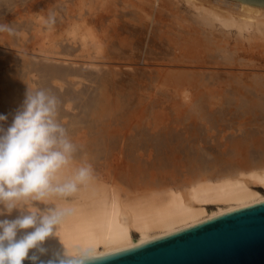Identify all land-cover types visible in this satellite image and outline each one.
Masks as SVG:
<instances>
[{
    "label": "bare ground",
    "instance_id": "obj_1",
    "mask_svg": "<svg viewBox=\"0 0 264 264\" xmlns=\"http://www.w3.org/2000/svg\"><path fill=\"white\" fill-rule=\"evenodd\" d=\"M76 1L73 6L61 2L66 6L59 8L53 0H0V25L11 29L0 32V48L12 50L10 57H0V114L8 117L0 121V128L11 123L27 93L44 91L55 98L54 119L75 145L68 164L54 174L52 186L74 180L85 164L92 165L93 176L78 182L77 191L70 195L49 190L39 200H26L32 205L18 202L11 214L0 208V219L33 209L39 214L59 209L63 215L44 242L47 251L36 253L47 261L78 247H91L95 257L103 256L264 202V139L249 141L246 136L236 144L242 154L263 142L261 149L241 155L242 164L216 153L208 161V148L200 146L207 131L227 115L238 119V128L260 125L264 75L254 74L248 84L232 74L220 79L216 71H167L166 66L148 72L146 66L147 71L133 67L137 61L235 67L242 60L248 61L243 65L256 66L250 64L256 62L253 59L227 49L226 43L230 38L241 44L264 41V8L228 0H169L164 5L157 4L160 0ZM179 3L187 8L182 13L170 9L175 21L190 22L199 36L170 34L165 19L157 14L160 7L168 4L176 9ZM57 27L58 38L51 35ZM27 30L32 42L26 38ZM114 60L130 62L128 72L122 65L112 66ZM147 85L157 88L148 90L154 95L144 93ZM168 93L183 103L176 104L175 114L157 118L155 108ZM150 94L153 98L147 105L143 97ZM215 105L221 113L211 111ZM75 109H80L78 114L69 113ZM111 158L116 161L115 171L111 170L114 163L108 164Z\"/></svg>",
    "mask_w": 264,
    "mask_h": 264
},
{
    "label": "clouds",
    "instance_id": "obj_2",
    "mask_svg": "<svg viewBox=\"0 0 264 264\" xmlns=\"http://www.w3.org/2000/svg\"><path fill=\"white\" fill-rule=\"evenodd\" d=\"M3 31L11 29L0 25ZM55 104V98L44 91L29 92L7 128H0V204L9 214L17 209L18 202L39 200L49 190L70 195L77 191L78 182L93 176L92 165L85 164L78 168L74 180L52 186L54 174L68 164L75 150V145L66 139V130L54 119ZM7 119L0 114V121ZM61 215L59 209H48L44 214L33 209L11 219H0V264H24L26 260L30 264H91L95 257L91 247H78L74 252L66 249L47 261L36 255L47 251L44 242L54 234Z\"/></svg>",
    "mask_w": 264,
    "mask_h": 264
},
{
    "label": "water",
    "instance_id": "obj_3",
    "mask_svg": "<svg viewBox=\"0 0 264 264\" xmlns=\"http://www.w3.org/2000/svg\"><path fill=\"white\" fill-rule=\"evenodd\" d=\"M228 1L264 8V0ZM91 264H264V202L94 257Z\"/></svg>",
    "mask_w": 264,
    "mask_h": 264
},
{
    "label": "rangeland",
    "instance_id": "obj_4",
    "mask_svg": "<svg viewBox=\"0 0 264 264\" xmlns=\"http://www.w3.org/2000/svg\"><path fill=\"white\" fill-rule=\"evenodd\" d=\"M55 1H56V6H58L59 8H62L63 7V5L64 6H66V5H70V6H73L77 1L76 0H65V1H63V0H53V3L55 4ZM59 1V2H58ZM70 1H75V3L73 2H70ZM160 1H162V2H160ZM160 1H158V3L157 4H159L160 5V3H161V5H164L165 3H169V0H160ZM61 2H65L66 3V5L65 4H63V3H61ZM69 2V3H68ZM62 4V5H61ZM171 6H173V5H171ZM176 6H178V8L176 7ZM174 7H176V9L175 8H169L168 7V4L166 5V7L163 9V8H161L160 7V9H159V13H157L158 15H160L163 19H165V23L167 24V26H169V29L171 30H169L168 32L170 33V34H172V35H174V34H176V35H174V36H176V37H184V36H188V39H189V37H191V35H193L194 37H196V36H199V35H194L195 33V31H194V29L195 28H193L194 26L193 25H191V23L190 22H188V21H186L187 22V25H186V22L184 21V23L185 24H183L182 25V22H180L179 20H177V21H175L176 19V15L174 14V13H172V12H170L171 10L172 11H182V10H186V6L184 5V4H182V3H179L178 5H174ZM171 9V10H170ZM167 10V11H166ZM43 12L44 11H47L46 9H44V10H42ZM158 11V10H157ZM39 12H41V11H39ZM182 13V12H181ZM185 13V12H184ZM174 15V16H172V15ZM186 15L188 14L189 15V13H185ZM165 16V17H164ZM183 16V15H182ZM188 17V16H187ZM179 21V22H178ZM174 22H176L175 24H174ZM56 24H58V21H56L55 22ZM190 23V24H189ZM173 25V26H172ZM176 25H179V27H178V29H177V27H176ZM184 25H185V28H184ZM191 25V26H190ZM57 26V25H56ZM182 26H183V28H182ZM187 26H190L189 28H187ZM171 27V28H170ZM192 27V28H191ZM187 28V29H186ZM182 29H184L185 31H183ZM59 28L57 27V29L56 28H54L53 30H52V34L51 35H53V33H54V36L53 37H57L60 33H59ZM28 31V30H27ZM167 31V30H166ZM172 31H174V33H172ZM176 31H178V32H176ZM185 32V33H184ZM187 32H189V33H187ZM59 33V34H58ZM179 33V34H178ZM186 33H187V35H186ZM30 31H28V34H27V37L26 38H30L29 40H30V42H32V40H31V36H30ZM57 34V35H56ZM185 34V35H184ZM190 34V35H189ZM215 34H218V32H216ZM178 35H180V36H178ZM182 35V36H181ZM29 36V37H28ZM59 37V36H58ZM57 37V38H58ZM220 39H221V37H220ZM258 40V39H257ZM257 40H255V41H257ZM224 41V40H223ZM234 39L232 38H230V41H227L228 43H226L227 45V49H229L230 51H235L236 50V52H238V55L239 56H241L243 59L245 58V59H248V58H250V59H253L254 61H256V62H250V64L252 63V65L255 63L256 64V66H246V65H243V64H245V63H247L248 61L246 60V62H244L243 60L241 61V62H238V64L237 65H234L235 67H229V66H225V65H214V64H210V66H209V63H206L205 64V66H204V64H202L203 66H201L200 64H192V65H190L189 66V64L186 66L185 65V67L182 65V64H177L176 63V65L178 66H176L175 64H171V63H165V62H163V63H161V62H153V64H145V63H142L141 61H137L136 63H138V64H136V63H134L133 64V67H137V66H139L140 68L143 66V70L144 71H147L148 70V72H149V70H150V72H151V70H163V68H167V71L169 70V69H173V70H186L187 68V70H189V71H195V72H199L200 73V71H204V73H214L215 71V73H218V75H220V79H225V78H228V76H230L231 74L232 75H237V76H239L240 78H241V80H243L244 82H247L248 84H251V83H253L252 82V79H253V75L254 74H256L257 73V75L259 74V76H261V75H264V44H263V40H262V42H260L261 40H258V42L256 43L254 40L251 42H247V43H245L246 41H243L242 42V44L244 45V47H243V45L241 44V43H238V42H236V43H234ZM255 42V43H254ZM260 43V44H259ZM234 44V46L235 45H237L238 47H237V49H235L234 48V46L232 47L231 45H233ZM183 45H184V47H187L186 49H188L189 47L188 46H186L185 45V43L183 42ZM221 45H223V44H221ZM240 45V46H239ZM260 45V46H259ZM30 46V45H29ZM223 46H225V44L223 45ZM242 46V47H241ZM251 46V47H250ZM13 48H15L16 50L18 49V48H16L15 46H13ZM32 47H30L29 49H31ZM165 48V47H164ZM212 48V47H211ZM14 49V50H15ZM228 50V51H229ZM8 51H10V52H12V50H9V47H5V48H0V57H3V58H5V57H10L11 56V54H10V52H8ZM208 51H210V50H208ZM213 51V50H212ZM14 52V51H13ZM191 52H192V49H191ZM207 53H209V52H207ZM214 53V52H213ZM217 53V52H216ZM215 53V55H217V56H219L220 55V53H219V55H218V53L216 54ZM191 55H195V54H191ZM190 55V56H191ZM13 57H18V55L17 54H14L13 55ZM221 59V57L219 58V60ZM97 60H93V62H96ZM207 61H211L209 58H208V60ZM114 64L112 65V66H116V69L118 68V69H123V71H125L126 69H128L129 70V68H128V66H129V64H130V62L128 63V64H126L125 62H127L126 60L125 61H116V60H114V61H112ZM117 63V64H116ZM161 63V64H160ZM239 63H242V64H239ZM260 63H261V65L262 66H260ZM145 64V65H144ZM154 64H156V65H154ZM166 64H168V65H166ZM122 65V67H120ZM126 65H128V66H126ZM150 65V66H149ZM161 65H163V66H161ZM172 65L174 66V67H172ZM181 65V66H180ZM199 65H200V67H199ZM213 65V66H212ZM146 66V67H145ZM157 66V67H156ZM167 66V67H166ZM182 66L184 67V68H182ZM215 66V67H214ZM120 67V68H119ZM127 67V68H126ZM130 67H132V65L130 66ZM139 67H137V68H139ZM144 67H145V69H147V70H145L144 69ZM148 67H150L149 69H148ZM172 67V68H171ZM177 67V68H176ZM192 67V68H191ZM202 67V68H201ZM207 67V68H206ZM217 67V68H216ZM220 67V68H219ZM154 68V69H153ZM203 68H204V70H203ZM209 68V69H208ZM195 69V70H194ZM128 70H126L127 72H128ZM170 70V71H171ZM172 70V71H173ZM197 70H200V71H197ZM125 71V72H126ZM164 71H165V69H164ZM206 71V72H205ZM147 72V73H148ZM201 72V73H202ZM221 72H223V73H221ZM253 72V73H252ZM207 73V74H208ZM222 74V75H221ZM255 76V75H254ZM221 77H223V78H221ZM87 84V83H86ZM148 87L146 88L147 89V91H144V93L146 92H148V90L149 91H153V90H150V88L151 89H157L155 86H153V88L150 86L149 87V85H147ZM234 86V85H233ZM149 88V89H148ZM154 89V91L153 92H155L156 90ZM169 90H172V88L171 87H169ZM153 92H148V94L149 93H153ZM243 92H246V91H244L243 90ZM147 94V95H148ZM171 94L172 93H168V96L166 97V98H163V100H162V102L159 104V106H157L156 108H155V111H154V109L152 110V111H154V113H155V115L157 114V118L160 116V118L162 119V116L163 117H166L167 116V114H169V115H171V114H175V112H176V109H178L177 107H176V104H178V105H180L181 103H183V100L180 98V97H177V98H173V96H171ZM247 95L249 94V93H246ZM144 95H146V94H144ZM143 95V96H144ZM151 95V96H150ZM147 98H146V96L145 97H143V99L144 100H148V99H150V100H152L151 98H153V96H152V94H150ZM153 95H154V93H153ZM250 95V94H249ZM151 97V98H150ZM135 98V97H134ZM150 100H148V101H145V102H143V103H145V104H147L148 105V103L150 104ZM145 104H143L144 106H145ZM143 106V107H144ZM226 109H228V106H226L225 107ZM142 109V108H141ZM220 106L219 105H215V106H213V108H211V111H213L214 113H216V114H219V113H221L220 112ZM181 110H183V109H181ZM229 110V109H228ZM79 111H80V109H75L74 111H69V113L70 114H78L79 113ZM218 112V113H217ZM228 113H229V111H227ZM158 114H160L159 116H158ZM153 116V115H152ZM229 116V117H228ZM156 117V116H155ZM226 118H227V120L229 121H227L226 120ZM225 119H223V120H219L216 124H215V126H214V128H213V130L211 131H207V134H205V135H207V136H205V139H206V142H204V144H202V143H200L201 145L200 146H202V147H205V148H208L207 150H206V152H205V156H206V159L208 160V161H211V160H213V159H215V153L216 154H219L222 158H224L225 160H232L233 162H235V163H237V164H242V162L244 161H242V159H244V157L243 156H241L242 154H244L245 155V153L247 152V153H249L250 151H252V150H254L255 148H256V150L257 149H261L262 147V144H263V142L262 143H259V144H256L257 146H249L248 148H247V150H246V152H242V154H241V152L239 151V148L236 146V144L238 145V143H241L242 141H244V139L246 138V136H248V140L249 141H257V140H261V139H264V118H262V117H260V119H258V121L257 122H261L260 123V125H262V127L258 124V126L257 125H243V126H241V128H238L237 127V125H235L236 123L235 122H237V124H238V119H236L235 120V118H234V120L235 121H233V117H231L230 115H227V117H226ZM141 119V118H140ZM154 119V118H153ZM262 119V120H261ZM137 120H139V118H137ZM146 119H144V121H145ZM233 121L234 122V124H232L233 122H231V121ZM131 121V120H130ZM133 121H135V120H132V122ZM144 121H142V124L141 125H143L144 123ZM263 121V122H262ZM263 123V124H262ZM217 125V126H216ZM231 125H233V126H231ZM229 126V127H228ZM260 126V127H259ZM219 127V128H218ZM239 129H241V130H239ZM180 130V129H179ZM214 131V132H213ZM245 132V133H244ZM209 134H211L212 136H209ZM243 135V136H242ZM207 137V138H206ZM207 144V145H206ZM204 145V146H203ZM259 145V146H258ZM264 145V144H263ZM217 146V147H216ZM239 146V145H238ZM208 151V152H207ZM237 151H239L238 152V156L236 155V152ZM249 151V152H248ZM117 153V152H116ZM237 156V157H236ZM113 158V157H112ZM112 158L111 159H109V161H108V164H113V165H111V166H113V167H111L110 169L111 170H117L116 169V161L114 162L113 160H112ZM111 160V161H110ZM110 162V163H109ZM244 163V162H243ZM109 167H110V165H109ZM108 167V168H109ZM114 170V171H115ZM186 169L185 168H183L182 169V171H184V172H186L185 171ZM185 178H187V176H185ZM25 202H27L26 204H28V203H30V204H28V205H32L31 203L32 202H30V201H25ZM25 202L23 203V205H25L26 206V204H25ZM34 204H35V202H34ZM2 205V204H1ZM0 208H3V209H6V208H4V206H0ZM5 211V210H4Z\"/></svg>",
    "mask_w": 264,
    "mask_h": 264
}]
</instances>
